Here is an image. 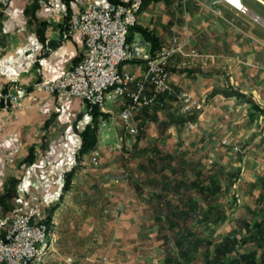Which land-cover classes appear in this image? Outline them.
Masks as SVG:
<instances>
[{
	"label": "crops",
	"instance_id": "crops-1",
	"mask_svg": "<svg viewBox=\"0 0 264 264\" xmlns=\"http://www.w3.org/2000/svg\"><path fill=\"white\" fill-rule=\"evenodd\" d=\"M54 2L78 9L86 0ZM249 9L256 15L262 12ZM251 13L219 1L145 0L129 38L145 39V52L152 54L176 39L180 49L170 58L169 83L175 91H188L203 101L202 108L185 113L179 101L160 97L157 105L134 114V123L143 132L132 135L122 127L120 98L99 108L103 115L95 125L89 102L74 98L60 103L44 92H35L34 100L23 97L42 71L54 79L79 62L85 42L78 32L67 34L65 21L50 22L48 12L36 2L12 0L0 12V90L10 88L22 95L26 107L0 110V234L15 211L28 209L36 220L52 224L45 264H174L168 259L183 264L176 244V254L171 251L174 257L169 256L162 238L167 228L159 218H168L161 208L162 197L173 205L172 217L176 214L181 220L174 228L177 232L185 229V212L191 217L200 207L197 198H191L197 205L191 210L180 197L186 175L175 179L183 171L175 166L176 159L182 161L185 144L180 122L195 117L197 125L204 124L206 136L218 132L228 138H248L241 185L249 189L248 216L255 222L246 227L264 230V16L254 21ZM143 30L156 38L155 43ZM119 69L141 76L146 66L142 60H129ZM94 128L98 164L91 162L94 148L78 155L83 134ZM126 138L129 142H124ZM127 150L141 151L142 161L134 167L125 164ZM192 167L199 188L202 169ZM73 171L65 192L66 176ZM136 172L144 173L146 183L136 182ZM153 173L155 187L150 188ZM211 177L216 178V173H210L207 182Z\"/></svg>",
	"mask_w": 264,
	"mask_h": 264
},
{
	"label": "built area",
	"instance_id": "built-area-1",
	"mask_svg": "<svg viewBox=\"0 0 264 264\" xmlns=\"http://www.w3.org/2000/svg\"><path fill=\"white\" fill-rule=\"evenodd\" d=\"M11 1L0 0L1 13ZM29 1L45 9L50 15V22L65 21L67 34H82L85 53L79 62L57 78H48L42 71L40 80L31 90L23 93L26 99L34 100L35 92H44L54 96L60 103L78 98L102 109L108 100L120 98L123 103L120 112L122 127L132 135L139 133L134 114L140 109L157 105L160 97L176 96L185 113L200 106L190 92H177L169 83L170 58L180 49L176 39L171 46L152 54L145 52V39L129 38L131 30L139 23L145 0L110 1L106 4L86 0L85 5L78 9L60 6L54 0ZM223 1L241 13H251L242 0L239 8L229 0ZM259 1L264 5V0ZM252 15L260 20L258 15ZM192 53L196 51L192 50ZM129 60H142L146 66L144 74L137 76L119 69L123 62ZM25 107L22 95L10 88L0 90V110H20ZM222 142L226 143V139ZM233 148L237 149L236 146ZM99 158L100 149L94 148L91 162L98 164ZM51 235V222L36 220L34 213L28 209L15 211L4 234H0V264H45L52 246Z\"/></svg>",
	"mask_w": 264,
	"mask_h": 264
},
{
	"label": "rangeland",
	"instance_id": "rangeland-1",
	"mask_svg": "<svg viewBox=\"0 0 264 264\" xmlns=\"http://www.w3.org/2000/svg\"><path fill=\"white\" fill-rule=\"evenodd\" d=\"M208 1L212 2L213 0ZM218 1L225 2L223 0ZM236 1L235 4H241L240 0ZM231 3L238 7L233 2ZM242 3L258 13L262 11L260 15L264 16V5L259 0H242ZM257 8L261 11H258ZM260 15L258 16L261 17ZM252 18L254 21H258L254 16ZM164 99L178 101L174 95L165 96L160 100ZM197 100L200 107L193 111L202 108L203 100L201 98H197ZM185 116L197 115L195 113V115L185 114ZM196 121L195 117V120L180 122L185 144L184 150L181 152L182 161L176 159L178 157L174 158L176 159L175 166L183 167V171L177 176L175 175V179L186 175V187L181 191V199L186 200L185 204H190L192 203L191 198L195 197L200 203L199 209L193 211V215L184 220L185 229L180 233L183 235L190 232L191 236L184 240V248L178 251V258L183 264H244L246 261L248 264H263L264 230H256L253 226H250L251 228L246 227L248 223L253 225L255 219L248 216L251 206L247 203L248 198L245 196L249 195V189L241 185L243 181L242 168L247 163V160L244 159L245 146L250 142H246L248 138H228L220 136L218 132L206 136L204 124L197 125ZM199 130H204L203 133H200L201 137L198 136ZM141 132H143L142 128H139L138 134ZM224 139H226V143L222 142ZM129 140L126 138L124 142H129ZM252 140L254 137L250 141L252 142ZM235 146L237 147L236 150L233 148ZM125 153L130 155L124 156V163L128 165L133 163V167L142 161L144 156L141 151L132 154L131 151L127 150ZM192 165H197L202 169V181L199 188L194 183L196 172ZM128 172L131 175L134 173L130 170ZM166 172L168 171L166 170ZM213 172L216 173V178L212 179L211 177L212 180L207 182L206 179ZM136 174L139 175L134 174L136 182L146 183L143 181V172H136ZM153 175L154 180L148 181L150 188L155 187V173ZM171 197L174 198V196ZM179 210L181 212V209ZM163 225L167 229L163 230L164 236L162 238L167 249H170L169 256L173 258V253L176 254L177 252L173 249L174 234L170 230L169 222H163Z\"/></svg>",
	"mask_w": 264,
	"mask_h": 264
},
{
	"label": "trees",
	"instance_id": "trees-1",
	"mask_svg": "<svg viewBox=\"0 0 264 264\" xmlns=\"http://www.w3.org/2000/svg\"><path fill=\"white\" fill-rule=\"evenodd\" d=\"M115 2V1H114ZM143 33L145 35V37L149 40H151L153 43H155L156 41V38L151 35L149 32H147L146 30H143ZM90 103V102H89ZM91 106L93 107V110H94V122H95V125H97L98 123V118L100 115H103V113L100 111L99 107L93 103H90ZM104 116L106 117V114H104ZM96 128L94 129H91V130H87L84 134H83V142H82V146L79 150V157H81L84 153L92 150L93 148H95L96 146V143H97V136H96ZM78 157V158H79ZM167 162V161H165ZM73 175H74V171L73 172H70L67 174L66 176V184H65V187H64V191H68L69 188H70V184H71V180L73 178ZM166 190H168L166 188ZM163 199V204H162V207L161 208H164L165 209V214L168 215V218L166 219H162V218H159V221H163V222H169V226L170 228H172V233L174 234V244H176V248L177 249H180V250H183V245H184V240L188 239L189 236H191L190 232L189 233H184L183 235H181L182 233L181 230H179L178 233L176 230H174L175 226L181 221L180 218H176L177 215L176 214H173L174 216L172 217V213H171V209L173 207V205L171 204V202L167 201L164 197H162ZM188 206L191 207V210H195L197 205L195 204H188ZM188 213L185 212V215H184V219L183 221L188 218ZM48 222H50V220H47ZM178 222V223H177ZM193 236V235H192ZM191 238V237H190ZM168 261L171 263L173 262L174 264H176V259H168ZM179 264V263H177ZM244 264H248V262L246 261V263ZM250 264V263H249Z\"/></svg>",
	"mask_w": 264,
	"mask_h": 264
}]
</instances>
